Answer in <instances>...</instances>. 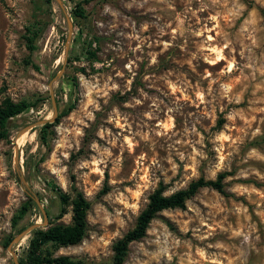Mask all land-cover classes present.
Here are the masks:
<instances>
[{
  "label": "rangeland",
  "instance_id": "1",
  "mask_svg": "<svg viewBox=\"0 0 264 264\" xmlns=\"http://www.w3.org/2000/svg\"><path fill=\"white\" fill-rule=\"evenodd\" d=\"M78 3L84 16L71 18ZM62 4L64 12L50 0L42 13L46 0H0V103L49 95L67 55L53 91L59 113L72 106L48 148L35 128L17 134L51 118V102L9 122L11 142H0V264H13L4 242L22 205L30 209L20 229L42 224L36 198L48 223L70 224L57 189L72 196L74 186L91 207L81 243L55 255L108 264L154 190L170 195L219 174L226 195L205 187L183 209L159 213L123 264H264V0ZM65 13L75 25L69 42ZM37 28L31 50L28 30Z\"/></svg>",
  "mask_w": 264,
  "mask_h": 264
},
{
  "label": "trees",
  "instance_id": "2",
  "mask_svg": "<svg viewBox=\"0 0 264 264\" xmlns=\"http://www.w3.org/2000/svg\"><path fill=\"white\" fill-rule=\"evenodd\" d=\"M84 2L88 0H83ZM247 1V0H245ZM50 0H46L45 5H38L36 7L37 11L42 13L48 12V5ZM79 3L69 12L72 18L74 17L82 18L84 16L83 10L79 7ZM73 27L75 28L74 21H72ZM73 28V29H74ZM75 30V29H74ZM29 34L31 37L27 39L29 47L34 50V42L38 37L41 28H37L36 32L30 30ZM134 93V90L133 92ZM56 103L58 105L59 101L55 97ZM45 102H50V96L38 95L34 97L33 100H21L14 102L10 99H4L0 103V142H11V131L9 127V122L20 116L26 111L34 110L44 104ZM72 106H67V108L58 113L57 118L53 123H46L42 126L35 128L39 135L41 144L48 148V137L51 134V129L58 124L60 119L71 112ZM221 125V122L218 123ZM20 152V151H19ZM27 162V158H25ZM224 174H219L215 180H204L200 177L197 180L191 182L186 189L176 191L170 195L164 194V189L159 186L154 192L149 196L148 203L146 207L138 215L134 227L128 231L124 236L118 239L113 245V257L108 264H123L129 252V246L143 239L146 235L148 227L151 221L161 212L166 210L183 209L185 207V202L195 196L198 191L202 188H211L222 195H226L224 188ZM57 197L59 199V204L61 207L70 206L71 207V222L70 224H53L51 218L49 217L48 226L45 228H39L33 230L27 239V246L19 256L20 264H93L85 263L80 259H75L67 255H55V252L60 248H65L69 246H75L81 243L86 235L87 231V213L91 207V204L79 192L74 186H71L72 196L62 192L60 189L55 190ZM29 200L32 201L31 197ZM30 209V205L24 204L21 206L18 214L12 219V228L14 232L10 235L4 242V247L8 248L12 239L23 229H20V221L25 218ZM47 214L49 215L48 210Z\"/></svg>",
  "mask_w": 264,
  "mask_h": 264
},
{
  "label": "water",
  "instance_id": "3",
  "mask_svg": "<svg viewBox=\"0 0 264 264\" xmlns=\"http://www.w3.org/2000/svg\"><path fill=\"white\" fill-rule=\"evenodd\" d=\"M55 1L59 4V6L61 7V9L64 12L65 8H64V6L62 4V0H55ZM65 15H66V20H67V27H68V30H69V34H68V38H67V40L69 42L71 40V36H72V33H73V25H72V22L69 19L68 14L65 13ZM68 48H69V46L67 44L66 45V53H67ZM66 61H67V55H65L61 70L56 75V77L49 83V95H50V102H51V106H52V117L49 118V119H45V120H38L36 122H33L32 124H29V125L25 126L17 134V139L22 134H24V133H26L28 131H31L34 128L38 127V126H42V125H44L46 123H53L55 121V119L57 118L59 112H58V105L56 103L55 96H54L53 83L63 76V71H64V68H65ZM19 154H20L19 149H18L17 146H15L14 163H15V168H16L17 171H19V165H20V155ZM21 180L24 183V185L27 187V184L25 183L24 179L21 178ZM35 202H36L38 208L41 211L43 222H42V224L35 223V224H31L30 226H27L26 228H24L21 232H19L12 239V241L9 244V247H8V252H9V254L11 256V260H12L13 264H20L19 263V258H18V255H17L16 251H17V248L21 245L22 241L25 238H28L33 230L39 229L41 227H46L47 224H48L47 211L42 207V205L40 204V200L39 199L36 198Z\"/></svg>",
  "mask_w": 264,
  "mask_h": 264
},
{
  "label": "bare ground",
  "instance_id": "4",
  "mask_svg": "<svg viewBox=\"0 0 264 264\" xmlns=\"http://www.w3.org/2000/svg\"><path fill=\"white\" fill-rule=\"evenodd\" d=\"M24 240H25V239H24ZM24 240L22 241V243L24 242ZM22 243H21V244H22ZM20 246H21V245H20Z\"/></svg>",
  "mask_w": 264,
  "mask_h": 264
}]
</instances>
